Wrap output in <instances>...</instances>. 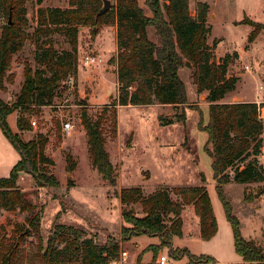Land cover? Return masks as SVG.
Masks as SVG:
<instances>
[{"label": "trees", "instance_id": "16d2710c", "mask_svg": "<svg viewBox=\"0 0 264 264\" xmlns=\"http://www.w3.org/2000/svg\"><path fill=\"white\" fill-rule=\"evenodd\" d=\"M104 1L69 0L67 7H39L37 27L30 35L27 0H2L12 20L7 21L0 35V93L14 55L32 36L37 38L34 52L37 67L25 65L23 85L11 104L0 96V128L19 154L10 175L0 178V215L3 211H33L38 207L32 199L34 193L23 190L18 183L22 173L29 174L39 188L59 186V180L49 167L54 161L45 154L48 137L38 134L29 140L23 138V133L31 129L28 115L52 105L58 89L69 76L76 75L77 86L80 30L111 25L117 29V51L111 59L116 65L117 99L105 105L96 119H91L86 107L81 113L93 168L109 186H116V167L106 149L104 127L109 124L112 132H117L118 106L184 107L188 96L180 71L190 63L197 92H206L209 104L208 122L201 130L207 133L205 150L212 158L217 192L232 226L235 250L242 258V262L236 264H264V247L242 236L240 221L224 192L225 184L236 182L260 183L258 193H264V164L257 160L263 144L264 104L223 102L225 96L236 89L238 78L228 76L231 56L227 54L217 61L214 45L208 43L209 4L197 1L195 15H192L190 0H144L148 11L139 0H110L111 8L99 15ZM41 2L38 0L39 4ZM242 23L254 27L253 38L264 30L261 22L244 19ZM53 32H63L68 39V49L60 51L52 41L38 43V37ZM14 112L17 114L16 132L8 123V116ZM177 119L186 121L185 108ZM75 168L76 163L68 156L67 171L73 172ZM201 179L204 183V175ZM68 181L71 183L70 179ZM119 198L124 222L120 239L110 236L99 243L95 234L88 235L82 228L60 223L55 224L44 239L40 234L44 211L40 208L27 219L28 226L19 225L13 237L2 238L0 264H110L121 256V241L140 235L164 237L170 248L169 256L174 260L186 256L192 264H219L210 255H195L186 248L171 245L174 236L182 235V212L186 205H192L200 219L203 240H210L217 233L218 223L205 184L160 187L147 194L141 186L134 185L121 188ZM135 205L140 206L142 216L135 211ZM27 228L30 233L21 236ZM32 234H37L38 242L30 253L23 254L21 245L26 236ZM150 249L156 258L158 248L151 245Z\"/></svg>", "mask_w": 264, "mask_h": 264}, {"label": "rangeland", "instance_id": "374dc122", "mask_svg": "<svg viewBox=\"0 0 264 264\" xmlns=\"http://www.w3.org/2000/svg\"><path fill=\"white\" fill-rule=\"evenodd\" d=\"M68 1L42 0L39 4L38 0H27L30 35H33L37 27L39 7H67ZM197 1H205L210 6L207 18L211 27L208 43L214 45L216 60L221 61L229 54L228 76L238 78L236 89L228 93L223 102L254 100L253 102L264 104V30L253 38L251 33L254 27L242 23L244 19L264 23V0H190L192 15H195ZM139 2L148 11L144 0ZM10 17L0 0V35ZM111 27H83L79 32L78 47L80 45L81 51L79 54L78 48V69L81 70V90L78 84L76 86L75 75L73 85L65 82L61 84L52 105L28 115L31 129L23 133V138L29 140L38 134L48 137L45 154L54 161V165L49 167L59 180V186L39 188L29 174L22 173L18 183L23 190L34 193L32 199L38 207L33 211H3L0 215V242L3 237H13L17 226H28L27 219L40 208L44 211L40 229L44 239L57 223L82 228L88 235L95 234L99 243L105 242L110 236L120 239L124 224L121 216L123 205L119 198L121 188L138 185L147 194L160 187L171 189L205 184L217 219L218 231L210 240L201 238L197 242L194 239L191 246L199 251V255H210L219 264L241 263L242 258L235 250L232 226L217 192L212 158L205 150L207 133L201 128L208 122L209 104L206 102V92H197L192 78L193 70L188 63L189 66L180 71L188 96L184 107L175 109L172 105L156 104L117 108V132L114 134L109 124L104 127L106 149L116 167V186H109L93 168L81 113L86 107L91 119H96L105 105H111L117 99L116 65L111 60L116 52ZM97 37L99 40L96 41ZM36 39L33 36L28 39L12 59L4 89L0 93L1 98L9 104L14 101L23 85L25 65L37 67L34 59ZM46 41H52L60 51L69 48L68 39L63 32L38 37L39 44H45ZM93 54L98 55L102 61L83 64L84 57ZM246 65H251L252 69L247 70ZM96 91L97 101L105 98L104 104L88 102V96L96 94ZM184 108L186 121L182 122L177 117ZM16 115L14 112L8 116L12 130L17 128ZM66 121L73 124L69 132L63 130V123ZM68 156L76 163L73 172L67 171ZM18 160L17 150L0 128V178L8 177ZM257 160L259 164H264L263 152ZM230 173L233 174V171L230 170ZM202 175L205 177L204 183ZM260 185L229 182L224 185V192L233 214L240 221L242 236L264 247V193H258ZM134 208L138 215H143L140 206L135 205ZM184 217L186 230L195 231L187 210ZM152 237L158 239V243L153 245L158 248L157 257L160 253L169 256L170 248L166 239L161 235ZM125 241L128 240L121 243ZM37 242V234L27 235L21 245V252L30 253ZM126 246L125 243L122 253ZM150 246L146 250L152 251ZM122 253L116 263L112 261L110 264H120ZM157 257L154 258L153 255V264H156ZM168 264H173L172 260Z\"/></svg>", "mask_w": 264, "mask_h": 264}, {"label": "crops", "instance_id": "0c3cea01", "mask_svg": "<svg viewBox=\"0 0 264 264\" xmlns=\"http://www.w3.org/2000/svg\"><path fill=\"white\" fill-rule=\"evenodd\" d=\"M112 40H113V45L115 46V52L117 51V29L116 26H112ZM99 40V37H97L96 41ZM79 54H80V45H79ZM114 52V51H113ZM81 70L80 68L78 69V88L81 90L82 82H81ZM97 91L96 94H90L89 101L88 102H93V104H104L105 98L102 101H97ZM248 101H254V100H248ZM256 102V101H255ZM258 103V101H257ZM125 106H118L119 108H123ZM127 107V106H126ZM119 111V110H118ZM14 132L17 131V128L13 130ZM188 211L189 216H190V223L194 224L195 226V231H192L190 229L186 230L185 228V217L184 213L185 211ZM182 219H183V227H182V235L181 236H174L172 240V244L176 248H186L188 249L191 253L195 255H199V251L194 250V248L191 246L193 240L195 239L197 242L198 240L201 241V227H200V219L198 215L195 213L194 207L192 205H186L183 212H182ZM121 226V225H120ZM127 244L125 252L122 253V259L120 260V264L123 263H128V264H153L152 259H153V251H148L146 248L150 245H154L158 243L157 237H152L148 235H140V236H135L132 239L125 241ZM125 243H121V248L123 250V246ZM161 256V253L158 255L156 264L159 261V257ZM168 260H172L173 264H192L190 263L188 257H183L179 260H174L171 257L165 255ZM121 257V256H120ZM169 262V261H168ZM116 263V261H114ZM204 264H211V263H204Z\"/></svg>", "mask_w": 264, "mask_h": 264}, {"label": "built area", "instance_id": "2783aa9c", "mask_svg": "<svg viewBox=\"0 0 264 264\" xmlns=\"http://www.w3.org/2000/svg\"><path fill=\"white\" fill-rule=\"evenodd\" d=\"M102 59L98 56V55H86L83 59V64L85 65H90L93 64L94 62H101ZM245 68L247 70H251L252 66L251 65H246ZM75 82V77L74 75H71L68 77V79L66 80V83L69 85H73ZM73 127V124L69 121H66L65 123H63V130L69 132ZM263 152L264 155V149H262L261 153ZM168 258L165 255H161L159 257V261L157 264H168Z\"/></svg>", "mask_w": 264, "mask_h": 264}, {"label": "water", "instance_id": "95a60500", "mask_svg": "<svg viewBox=\"0 0 264 264\" xmlns=\"http://www.w3.org/2000/svg\"><path fill=\"white\" fill-rule=\"evenodd\" d=\"M111 8V1L110 0H105L104 1V6L102 7V9L99 11V15L105 13L107 10H109ZM10 23H11V17H10ZM190 65V63H188ZM256 197H259V194H256ZM30 232V229L27 228L24 232L21 233V236H23L24 234ZM19 238H17L18 240Z\"/></svg>", "mask_w": 264, "mask_h": 264}]
</instances>
